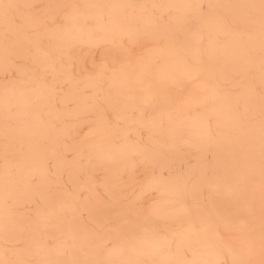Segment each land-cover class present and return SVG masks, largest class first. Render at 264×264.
I'll return each mask as SVG.
<instances>
[{"label":"rangeland","instance_id":"obj_1","mask_svg":"<svg viewBox=\"0 0 264 264\" xmlns=\"http://www.w3.org/2000/svg\"><path fill=\"white\" fill-rule=\"evenodd\" d=\"M47 4L131 7L63 9L88 17L109 12L114 23L59 26L42 23L57 12ZM187 4L203 5L206 15ZM249 4L259 0H0V259L7 220L24 241L8 258H100L102 237L127 245L112 229L130 234L139 225L171 240V253L186 250L187 259L231 261L235 253L259 264V9ZM137 23L145 34H136ZM160 28L178 38L157 43ZM253 82L250 123L236 105ZM6 97L18 156L7 164L8 209ZM209 116L210 135L201 128ZM37 188L45 194L39 210L32 203ZM191 224L199 231L189 232ZM50 236L64 255L49 249Z\"/></svg>","mask_w":264,"mask_h":264},{"label":"snow or ice","instance_id":"obj_2","mask_svg":"<svg viewBox=\"0 0 264 264\" xmlns=\"http://www.w3.org/2000/svg\"><path fill=\"white\" fill-rule=\"evenodd\" d=\"M5 10L11 9L14 7H21L20 5L13 4H3ZM23 7L29 9H35L39 7L35 4L23 5ZM45 9H56L57 12L50 16H47L45 20L42 21L45 25H57L58 21L60 22L59 26H65L72 24L77 21L87 23L89 21L102 22L105 24L114 23V17L111 13L106 12L104 15L99 17H88L81 16L78 13L68 14L61 13L60 10L63 9H79L84 8H100V9H112V8H126L131 7L130 5H107V4H96V5H68V4H47L43 6ZM185 8L196 10L202 17L205 16L204 6L200 4H187L183 5ZM211 7V6H209ZM244 7L249 9H259V37H260V56H259V71H260V84H259V99H260V109H259V122H260V206H261V238H260V248L262 259L259 261V264H264V0H259V4H249ZM255 25V19L252 18L250 21ZM135 32L138 36L145 34L146 26L142 23H137L135 27ZM178 37L175 33L168 31L165 28H160L155 34H153L152 39L161 45H167L176 40ZM198 43L204 47L206 46L207 38L202 34L197 37ZM200 72L199 69H193V78L199 79ZM256 95V87L254 82L250 83L248 86V97L244 102L238 103L236 105V111L241 112L247 117L249 122L253 119L251 116V100ZM4 111V124H5V161L6 169L4 174V183H5V193H4V205L5 208H11L12 206V171L7 167L8 162L15 163L18 159V156L12 150V145L9 141L8 132L14 127L13 120V111L14 106L12 102L5 99L3 105ZM202 130L211 134V117H207L205 121L201 122ZM215 158L213 154L210 153ZM31 183L38 185L39 181L37 177L31 178ZM250 184H254V179L250 178ZM45 194L40 192L37 188V191L33 194L32 203L35 205L36 209L39 210L41 207V197ZM51 195V194H49ZM68 205L61 204V210H64ZM187 211V208L184 209ZM51 215V214H50ZM112 231L120 233L122 239L127 240V245L119 244L112 238H101L97 248L100 258L96 259H81V258H72L66 260H33L27 258H8V253L13 252L22 244L24 241L18 237L11 234L10 223L7 222L4 224L3 228V244L5 258L0 259V264H253L252 261L243 259L238 254L233 253L231 261H225L219 256L214 259H187L185 257V251L177 248L175 253H171L172 241L167 238H157L155 234L151 237L148 235L147 230L143 229L142 226H136V229L129 233L120 232L119 227H115ZM189 232L195 233L199 231V228L196 224H191ZM139 245V246H138ZM47 246L50 250L54 251L57 255H64L66 252L65 246L56 242L54 236L49 237ZM141 255H151V256H161L162 259H153V260H142L136 257Z\"/></svg>","mask_w":264,"mask_h":264}]
</instances>
